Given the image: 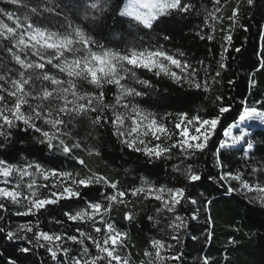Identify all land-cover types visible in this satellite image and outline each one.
Segmentation results:
<instances>
[{
    "label": "snow or ice",
    "instance_id": "snow-or-ice-1",
    "mask_svg": "<svg viewBox=\"0 0 264 264\" xmlns=\"http://www.w3.org/2000/svg\"><path fill=\"white\" fill-rule=\"evenodd\" d=\"M109 2L0 0L2 4L13 6L12 9L0 7V54L7 58L6 62L0 58V137L7 141L14 128L23 126V131L32 130L38 134L34 139L49 152L60 151L85 167V160L74 155L76 149L83 147L89 155L99 156L101 153L95 146L89 148L83 138H75L69 143V138L75 136L73 129L81 122H86L88 137L95 134V138L100 140L101 130L106 131L126 148L142 154L150 163L172 159L174 149L185 159L198 152L203 153L221 122V116L230 111L231 105H219L214 115L180 111L165 113L161 117L137 103L136 98L149 95L146 89L154 90L152 81L141 78L138 70L150 72L154 77L167 78L176 84L187 82L189 86L204 92L209 90V82L207 79H198L200 67L190 63L184 52L170 51L159 43L146 46L132 43L122 49L111 48L100 44L89 35L86 26L72 19L73 14L83 7L84 19L94 21L97 19L96 13H102ZM243 2L248 8L256 7L260 11L264 0H260V3L258 0ZM211 3L212 10H205V22L220 21L222 24L227 19L229 29L240 22V0L231 7L226 17L222 13L229 0H211ZM194 9L195 6L186 0H125L119 7V15L129 18L136 26L153 29L162 18L186 15ZM239 26L248 30L244 23H239ZM221 30L224 31L223 28ZM197 35L201 40L214 39L212 35ZM261 37L264 38V31ZM163 39L170 40L171 37L165 35ZM232 39L229 30L224 40L231 46ZM261 49H264V44H261ZM227 51L228 47H223L221 61L226 59L223 53ZM235 51L239 53L241 49L236 48ZM198 63L203 65V61ZM258 64L260 69H264V51L258 53ZM226 67L225 63L219 64L220 69ZM220 75V71H215L212 79ZM228 83L233 81L229 80ZM113 89L112 101L109 102L107 93ZM216 99L219 101L223 97L218 96ZM241 107L238 113L240 122L264 124V101L249 105L245 100L241 102ZM173 115L176 118L170 129L165 121ZM233 127H237V133H233ZM260 135L264 136V132ZM224 136L229 139L221 140L216 149V160L220 167H223L221 149L240 145V150L247 155V149L254 147V142L248 138L249 132L239 125L226 128ZM2 147L3 144H0ZM182 167L183 161L180 165H173L178 173ZM183 175L186 181L193 184L203 176L191 164L183 167ZM0 178L5 185L0 186V197L24 208L23 211H17L16 215L35 216L49 205L75 201L76 209L69 206L64 216L67 221L80 225L75 228V234L44 231L38 219L35 223L29 221L18 225L16 230L9 229L7 239L22 240L25 246L19 248L20 256L10 258L7 264H29L27 257L41 248L48 254L52 264H131L129 255L122 254L127 247V233L121 231L111 219L116 205L125 206L124 219H134V212L127 210L129 195H143L146 199L160 202L162 207H157L155 212L169 214L166 227L171 230L170 239L177 244L181 239V231L189 228L193 232L198 231L196 225L190 224L178 212V207L185 200L191 205L198 204L197 199L187 195L184 186L156 185L141 177L139 185L124 188L118 180L91 169L81 174L46 167L39 162L20 164L5 159H0ZM207 178L213 179L212 176ZM14 180L15 186H12ZM219 180L228 184L226 191H239L249 203L258 204L264 209V156L261 157L260 165L250 168L247 173L224 171ZM229 181L237 183L234 185ZM92 188L96 189L95 195L91 194ZM40 189L46 190L47 194ZM85 190H88L87 194ZM3 209H6V203L0 202V210ZM199 215L200 209L196 208L190 213V220L195 221ZM147 219L152 221L154 217L149 215ZM55 223L64 222L56 220ZM159 223L157 219L156 224ZM89 224L96 235L86 230ZM211 237L212 232L208 231L205 239ZM191 238L198 239L195 235ZM68 242L76 247L69 248ZM229 243L236 241L233 239ZM172 248L173 245L167 239H152L150 250L144 252L148 258L147 264H169V261L182 264L184 253L177 250L174 254H168ZM202 259L203 264H214L207 255ZM31 264H35V261ZM140 264H145V261Z\"/></svg>",
    "mask_w": 264,
    "mask_h": 264
},
{
    "label": "trees",
    "instance_id": "trees-1",
    "mask_svg": "<svg viewBox=\"0 0 264 264\" xmlns=\"http://www.w3.org/2000/svg\"><path fill=\"white\" fill-rule=\"evenodd\" d=\"M124 1L110 0L102 13H96L97 19L94 21L84 19L83 7L73 14L72 19L86 26L89 35L100 44L122 49L132 43H143L145 46L149 43L153 45L159 43L170 51L184 52L185 58L190 63L200 67L198 79L208 80L207 92L197 90L189 86L187 82L182 85L176 84L167 78L154 77L150 72L138 70L141 78L152 81L154 90L146 89L149 95L136 98V102L145 109L157 112L161 117L165 113L175 114L180 111L214 115L219 105H231L230 111L221 116V122L209 141L207 149L187 159L180 156L174 149L172 159L155 160L150 163L142 154L126 148L115 136H110L106 131L101 130L102 139L100 140L95 138V134L93 137H88L89 129L86 122H81L73 129L75 136L69 138V143L75 138H83L89 148L95 146L101 153L99 156L89 155L83 147L76 149L74 155L84 159L86 167L79 165L76 160L65 156L60 151L49 152L34 139V136L38 134L32 130L23 131V126L14 128L11 138L7 141L0 137V144H3L0 148V159L20 164L39 162L46 167H56L81 174L91 169L112 180H118L124 188L139 185L141 177L156 185L186 187L187 195L197 199L198 204L191 205L188 200H185L182 206L178 207V212L184 215L190 224L196 225L198 231L193 232L191 228L181 231L178 244L170 239L172 233L166 227L169 214L155 212L157 207H162L160 202L152 198L146 199L143 195L140 197L129 195L127 210L134 212L132 221L124 219L125 206L114 207L111 219L121 231L127 233V247L122 254L129 255L133 264H140L141 261L147 264L148 258L144 256V252L150 250V242L154 238L167 239L168 243L173 245L168 254H174L177 250L183 252L182 264H203L202 258L205 255L211 257L214 264H254L259 243L256 233L261 230V224L249 216L252 214L264 218V209L258 204L249 203L239 191H226L228 184L220 181L219 176L222 172L229 170L247 173L250 168L260 165L261 157L264 156V136L260 133L264 132V126L249 127L248 138L254 142V147L247 149V155L240 150L241 146L221 149L220 161L223 167L217 164L216 149L220 141L224 140V130L238 119V113L242 110L241 102L246 100L249 105H252L256 101H264V69H260L258 64V53L264 51L261 49V44H264V38L261 37V32L264 31V15H262L264 3L258 11L256 7L248 8L243 0H240L242 16L239 23L246 25L248 30L245 31L239 23L229 29L227 19H224L222 24L220 21L205 22V10H212L211 0H186L195 6L193 12L162 18L153 29H144L142 26H136L129 18L119 15V7ZM236 3L237 0H229L222 14L226 17ZM0 7L13 8L11 5L2 3ZM197 12L200 14L197 15ZM222 28L224 31L221 30ZM229 30L233 36L231 46L224 40V35ZM197 33L212 35L214 39L201 40ZM165 35L171 39L164 40ZM223 47H228V51L223 53L226 59L221 61ZM236 48H240L241 51L237 53ZM0 58L7 61L3 54H0ZM200 61H203V65L198 63ZM220 63H225L227 67L220 69ZM215 71H220L221 75L213 80ZM229 80L233 83L229 84ZM113 91L114 89L107 93L109 102L112 101ZM218 96L223 99L218 101L216 99ZM175 118L173 115L165 121L170 129ZM244 147L246 148V145ZM181 161H183V167L191 164L194 169L202 173V179L194 184L186 181L183 167L179 173L173 169V165H180ZM208 176H212L213 179L209 180ZM39 179L42 180V178ZM229 183L235 185L237 182L229 181ZM40 191L47 194L44 189ZM85 191L87 194L88 190ZM91 194H96L95 188L91 189ZM209 201L211 203H208ZM0 202L6 203V209L0 210V217H2L0 229H3L0 231V264H7L10 258L19 257V248L25 246L22 240L7 239L6 233L9 229L16 230L18 225L29 221L35 223L37 219L40 222V228L44 231H67L69 234H75V228L80 226L76 222L67 221L64 216L69 206L76 209L75 201H61L58 204L49 205L35 216L16 215L17 211H23L24 208L13 205L10 201H4L2 197ZM196 208L200 209V215L198 219L192 221L190 213ZM149 215L153 216L154 220L149 221L147 219ZM157 219L160 220L159 224H156ZM56 220L64 223L56 224ZM86 230L96 235L90 224L86 226ZM208 231L212 232L211 239H205ZM193 235L198 239L193 240L191 238ZM233 239L236 243H229ZM67 246L76 247L71 242H68ZM27 258L29 264L33 260L35 264H44L45 261L47 264H52L48 254L42 248L36 249L34 254ZM169 264L172 262L169 261Z\"/></svg>",
    "mask_w": 264,
    "mask_h": 264
},
{
    "label": "rangeland",
    "instance_id": "rangeland-1",
    "mask_svg": "<svg viewBox=\"0 0 264 264\" xmlns=\"http://www.w3.org/2000/svg\"><path fill=\"white\" fill-rule=\"evenodd\" d=\"M233 125H239L240 127H244L247 131H248L249 127H251V126H264V124H260L259 122H255V121L240 122L239 119H237L236 122H234L230 126H233ZM232 131H233V133H237V131H238L237 127H233ZM228 139H229V137L224 136V140H228ZM238 146H240V145H237L236 147H238ZM26 180H27V178H25V181ZM0 184H1V186H5L2 178H0ZM12 186H15V180L13 181ZM25 191H26V189H25ZM249 217H251L254 220H258L261 224V230H259L256 233L259 243L257 246L256 256L254 258V264H264L263 263L264 262L263 261V258H264V218H261L259 216L252 215V214ZM131 264H133V263H131Z\"/></svg>",
    "mask_w": 264,
    "mask_h": 264
}]
</instances>
